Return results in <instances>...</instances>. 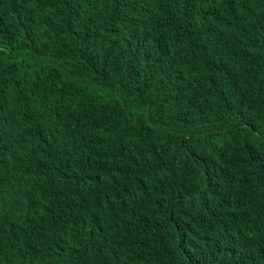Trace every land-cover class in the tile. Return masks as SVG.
Here are the masks:
<instances>
[{"label":"trees","instance_id":"16d2710c","mask_svg":"<svg viewBox=\"0 0 264 264\" xmlns=\"http://www.w3.org/2000/svg\"><path fill=\"white\" fill-rule=\"evenodd\" d=\"M0 264H264V0H0Z\"/></svg>","mask_w":264,"mask_h":264}]
</instances>
